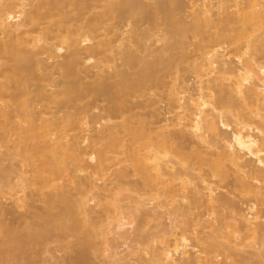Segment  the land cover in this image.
Returning <instances> with one entry per match:
<instances>
[{
  "label": "bare ground",
  "instance_id": "bare-ground-1",
  "mask_svg": "<svg viewBox=\"0 0 264 264\" xmlns=\"http://www.w3.org/2000/svg\"><path fill=\"white\" fill-rule=\"evenodd\" d=\"M35 1L0 0V129L4 128L7 133L2 142L4 146L13 143L10 159H21L19 171L15 172V184H6L8 170L0 166V184L5 186L0 188V201L7 198L16 208L29 209L41 199L39 196L45 192L43 189H57L56 179L67 172L68 161L74 166L72 179L69 178L80 183V179H75L78 172L89 169L93 172L90 174L101 173L104 177L106 175L102 173L107 174L110 167L107 163L120 161L119 155H123L144 188L147 186L152 191L162 189L166 197L169 195L170 200L161 205L157 202L154 206L161 209L171 203L169 206L173 209L168 216L175 219L171 218L170 227L162 230L164 239L158 243L161 246L155 247L156 239H153L152 245L144 251L143 248L142 251L135 249L136 252L132 250L125 257L115 252L112 258L126 264H233L236 259L242 263L251 259L249 255L248 258L239 256L236 246L247 243L248 237H254L261 246L264 244V224L261 222L264 211L259 208L264 207V0H188L187 3L186 0H149L154 1L151 4L147 3L148 0ZM125 14L138 16V21H149L148 25L157 21L164 24L168 32L155 43L168 39L173 42L174 49L181 51L188 46L189 33L200 39L197 51H194L196 54L191 56L192 63L190 61L195 76L191 83L181 81L179 90L177 87L170 91L167 98L169 111L168 108L166 110L168 117L159 127L132 119L119 124L109 123L120 111L132 109L125 95L138 93L148 84H157L160 81L157 72L164 70L162 65L170 64L172 60L164 48L150 52L151 59L137 58L133 43L138 49L142 47L149 51L145 43V48L141 43L152 32L140 31L138 25L130 31L107 27V22ZM138 21L136 19L135 22ZM210 30L217 31L210 34ZM106 53L112 55H107L110 57L107 61L101 57ZM60 56L63 61H58ZM118 60L122 64L138 65L133 81L113 64ZM84 70L91 73H85L92 79L89 84L82 82ZM127 81L130 82L126 84ZM88 94L103 98L106 105L76 104ZM149 104L136 105L143 109ZM61 109L74 112L61 115ZM89 109H102L104 114H91ZM229 115L234 117V121L229 119ZM257 118L258 125L253 128L252 123L257 124ZM220 125L229 130L230 140L222 137ZM254 131L259 133L256 135ZM12 138L16 140L13 142ZM189 138L193 139L194 145L207 150L202 148L200 151L199 148L191 152L187 149L189 145L185 144ZM188 158H193L191 160L196 161L194 164H199V167L205 165L209 168L208 178L201 177L203 188L198 184L194 186L196 183L193 184L192 179L195 177L184 172L186 168L176 169L181 161L187 165ZM89 161L95 163L90 164ZM229 168L236 174L234 186L249 200L250 207L245 212L241 211L242 214L228 217L230 221L226 220L228 223L225 221L222 225V218L215 210L234 204L227 195L216 194L220 190L219 185L211 183L209 178L225 179L230 174ZM127 175L128 172H123L115 179L122 181ZM31 184L39 186L36 194L28 192ZM57 190L59 192L47 195L46 211L36 214V221L28 228L29 236L45 241L59 233L61 238L72 235L77 239L83 238V243L88 244L96 234L94 227L97 225L86 194L85 200L81 197L76 199L68 189ZM156 194L151 193L145 200L140 199L141 195L137 199L132 198L133 204L127 207L135 213L148 214L144 209L154 199L157 201L158 198L152 196ZM184 201L189 202L188 206L182 203ZM115 203L113 207L120 212L122 206L117 200ZM201 206L207 207L209 214L214 211L212 215L216 220H203L207 214L201 215V219L196 217L194 225L200 226L201 231L198 230L196 235L199 237L194 239L186 233L189 228L186 230L182 224L179 225L178 220L193 215L192 208ZM54 208H58L59 213L52 216L49 210ZM103 211L105 220H115L110 218L114 211L111 212L109 205ZM156 213L153 215L158 216ZM123 219L116 218L119 222L117 229H125L123 231L128 234V229H133V221L131 218V222ZM215 222H219L218 227H214ZM89 225L94 232H83ZM210 227L215 229L208 231L209 236L205 237L204 230ZM9 233L10 237L4 241L10 255L8 264H30L33 243H27L24 238H13L15 230ZM121 233H117L119 237ZM170 237L174 238L172 245ZM220 237L227 243L221 244ZM78 264H86V261L81 259Z\"/></svg>",
  "mask_w": 264,
  "mask_h": 264
},
{
  "label": "rangeland",
  "instance_id": "rangeland-1",
  "mask_svg": "<svg viewBox=\"0 0 264 264\" xmlns=\"http://www.w3.org/2000/svg\"><path fill=\"white\" fill-rule=\"evenodd\" d=\"M37 1L38 0H36L34 3H37ZM146 1L147 0H145V2ZM187 1L188 0H186V3H187ZM153 2L154 1H150V2H149V0L147 1L148 4H151ZM189 2H188V4H189ZM101 3H103V2H101ZM181 11L182 12H180V13L183 14V10H181ZM184 12H188V11L185 10ZM73 14H75V13H72V15ZM179 17H180V15H179ZM136 19L138 21V16L134 17V15L125 14L121 18H116V19H113V20H110L109 22H107L108 23L107 27L111 28L112 26H114L117 29L123 30V28H124V30L128 31L129 29L132 30L133 27H135V25L136 26L138 25V27L140 28V31L145 30L146 32H149V34L152 32L153 34L151 33V35H147L149 37L144 39L145 41L143 40V42L141 43V45L142 44L144 45V43H145V45L147 47L144 45V48L145 47L148 48L149 51H147L146 49H143L142 47H141V49L140 48L138 49L137 44H135V43H133L134 45L132 44L133 45L132 47H133V50L135 52L136 57L139 58L140 60L141 59H151V55L149 54L150 52L151 53L152 52H156V50L158 51V49L162 50L164 48L163 49V50H165L164 52L166 54H168V55H171L172 56V60H171L170 64L165 63V64L162 65L165 68L164 70L161 69L162 71L160 70V71L157 72L156 75L160 79V81L158 82L159 84L158 83L157 84H151L150 86H148L149 85L148 84L146 88L139 90L138 93H136V91H135V93L131 92V93H128V95H125V97L128 99V101L131 102L130 105H131L132 109H126V111L128 110L127 112H125V110H124V111H120V113H118V111H117L116 114L118 113V115L117 116L115 115L114 116L115 118L113 117L112 119H110L111 121H109V123H111V124H119V123H122L125 120L132 119V121H134V122L154 123L155 127H159V126H161V124H164V122H163V120H165L164 118L168 117V114H167L168 112L167 111H169V108H168L169 107V102L167 101L168 100L167 98H169L170 91L176 90L177 87H178V90H179V86H181V83H182L181 81H183V83H184V81H188L189 83H191L192 78H194V76H195L194 72L191 69L190 61L192 63L191 56L193 57L194 54H196V53H194V51L195 52L197 51V47L199 45L200 39L197 38V37H195V38L192 37L191 36L192 34L190 35V33H189L187 35L188 42L186 43V45H188V46H185L184 50H181V51L180 50H176V49H174V47H172L173 42L169 41L168 39H167L168 41L167 40L166 41L162 40V41L158 42L159 44L154 42V41H156V39L163 38L164 35L166 36V33L168 31H167V28L165 27L164 24H162V23L157 21L158 24L156 22H154L153 23L154 25H148L149 21H145L142 18H139V19H142V20H139L137 22L138 23L137 24L135 22ZM121 20L123 22H121ZM168 30H170V29H168ZM157 31H159V32H157ZM216 31L217 30H215V31L213 30V31L210 32V34L211 33H215ZM190 36H191V38H190ZM196 38H197V40H196ZM176 39H178V37ZM107 55H110V54L106 53L105 56L102 55L101 57L102 58L104 57L103 59H105L107 61V59H109L112 56V55H110V57H109ZM40 57H42V59L45 58V56L44 57L40 56ZM57 59H58V61H60V60L63 61L62 60L63 57L61 58V56L58 57ZM111 64H110V66H113V64H115V65H117V67H119L118 69H121L126 74H128V78H129V80L131 79V81H133L134 80L133 78L136 77V73H137V70H138L137 68H139L138 65H135V63L127 65V64H122V62L120 60H118L116 63H113L112 65ZM83 69H84V67H83ZM85 73H88L89 75L91 74L89 72H86V70H84L82 75H81V76H83V78L81 76L80 77H81L82 82L84 84L85 83L89 84L92 79H90L89 76H85ZM54 77L56 78L57 81H59V77L56 74L54 75ZM128 78H127V80H128ZM129 82L127 81L126 84H128ZM48 90L52 91L49 88H48ZM86 96H83V98L80 100L81 102L77 101L76 104L81 103L79 105H82V104L84 105V104H89L90 103V104H93L94 106L97 105L98 107H104L106 105V104L105 105L103 104L104 103L103 100H102L103 98L101 99V97H96V96H93V95L91 97L90 94H88ZM68 103L69 102H67V104ZM139 103H144V104L145 103H150L149 104L150 106H151V103H154V104H152V107H150V108H148L149 107V105H148L147 107L146 106L143 107V109L142 108L139 109L140 107L137 108L138 105H136V104H139ZM167 108H168V110H167ZM68 111L74 112V110H72V109H68V110L67 109H61V115H62V113L68 112ZM89 112L91 114H97V113L104 114L102 109H89ZM228 117H229L230 120L232 118L234 119V117L231 116V115H229ZM257 119L256 120L254 119L255 122L259 121V119L258 120ZM233 121L231 122V127H233V129H234L235 128V126H234L235 124H233L234 123ZM2 122H4V120H2ZM84 123L85 122H83V124ZM252 125H253V128H254V127H256L258 125V122H257V124L256 123H252ZM254 125H256V126H254ZM98 129H100V128H98ZM219 129H220V132L223 133L222 134L223 138H226L227 140L231 139V133L229 132V130L222 128L221 125H220ZM256 131H254V133ZM70 132H72V131H70ZM72 133H76V132H72ZM257 133H259V132H256L255 134L257 135ZM6 135H7L6 130L4 128H1L0 129V166L2 168H4V170H8V171L11 170V172L10 171L6 172L8 174V175L6 174L8 176V177H6L7 180L5 179L7 181L6 184L7 183L15 184V183H17V180H16L17 174L16 173H18V171H19V169H18L19 166L18 165H21V163H20L21 159L19 157H16L14 160L10 159L9 152H11L10 148L13 146V143L9 142L8 146H4V144L2 142H3V139H4V137ZM189 139H188L189 142L186 141L185 144L187 143V146L189 145L188 146L189 148H187V149H190L191 152L192 151L195 152V150L199 149V148H200V151H202L201 150L202 148L204 150L206 149V147L205 148L204 147L201 148L199 146H196V144L194 145V143L191 142V141H193V139H190V140ZM15 140H16V138H12L11 139V141H13V142ZM188 143H190V144H188ZM190 150L189 151L187 150V152L190 153ZM197 151H199V150H197ZM119 157H120V161L121 162L119 160H114L115 162H113V163H110V162L107 163L108 167L109 166L110 167H109V169L106 168V169H108L107 174L102 173V175L103 174L106 175L104 177H102L100 175L101 173L99 174L100 177H99L98 174H90L92 171L90 172L89 169H87V170H85L83 172H78L77 173L78 175H76L77 178H75V179H80V183L81 184L77 180H75V182L73 181L74 182L73 183L72 180H71L72 179L71 175L74 174L73 173L74 166L72 165V163L70 161H68L67 164H66L67 168H68L67 172L70 173V174H68L66 172L64 175L60 176V177H62V178H60L61 180L59 178H57L58 180L56 179L57 185L60 186V187L57 186V189H60V191H61V189H62V191H65V190L68 189L70 191V192L69 191L68 192L71 193L72 196L76 197V199L77 198L79 199L80 197H81L80 199H84V200H85V198H88L89 201L91 199L90 202L87 200L88 201L87 203L93 210L92 214L94 216L92 215V217L95 219L94 222L97 225V226H95V227L93 226V227L96 228L95 231L96 230L97 231H96V234L94 235V237H91L89 239V243L88 244L83 243V238L77 239L76 237H74L72 235L71 236L70 235L66 236L67 239H66V237L61 238L59 233L58 234H53L52 237L48 238L45 241H42V239H37V238H33V237L29 236V234H28L29 225L36 221V219H35L36 214H41V213H44L46 211V207H47V204H46L47 198L46 197L51 192H56V191L59 192V190H57L56 188L53 189V188L48 187V188L43 189V191H45V192L42 191L43 194H40L41 197L39 196V198H41L40 199L41 201L39 199L36 200L35 201L36 204L34 202L33 207H31L29 209H24V207L16 208L14 205H12L11 202H9V200H7V198L6 199L5 198L1 199L3 201H0V264H8L7 261L10 259V255L6 252L8 247L4 244V241H5V238L10 237V233L9 232L13 231V230H15V233H16L15 235L12 236L13 238H24L27 243H33L34 247H33L32 251L30 252V254H31V263L30 264H78L81 259L83 261H86V264H122V263L126 264V263L121 262V261H116V259H114V257L112 258V256L115 254V252H116V254H118V252H119L120 257L121 256L125 257L127 255V253L130 254L132 250H134L136 252L135 249H138L137 251H139V250H141L143 248V251H144V250H146L145 248H147V247L149 248L152 245L153 239H156V243L154 245L155 247L161 246V244H158V243H159L160 240L162 241L164 239V235L162 234V230L164 228L167 229V227L169 228L170 227L169 225H171V220H173L175 218L173 216H168L169 215L168 212L171 211L170 209H173L172 208L173 206L172 207H171V205L169 206V204H171V203L168 202L169 203V204L167 203L168 206L165 205L161 209L158 208V205L155 207L154 204H156L157 202L158 203L160 202L159 205H161V203H165L166 200L169 199V195H168V197H166V194L161 192L162 189H159V190H156V191H154V190L152 191L147 186H145V188H144V185L141 183L140 178L138 177V175H134L132 173L133 171L131 170L128 161H125L123 159L124 158L123 155H119ZM248 158L249 157H247V159ZM191 159L193 160V158L186 159L187 160L186 162L188 163V164L186 163L187 165H185V162L183 163V161H181L180 166H179V163L177 162L178 163L177 164L178 167H176V164H175V167H176L177 170H183V169L186 168L183 171L184 172L186 171V173L189 172L187 174H190V177L191 176L195 177V178L193 177L194 179H192L194 182L191 180L193 182V184L196 183V185H194V186H198L199 185L198 186L199 188H200V186H201V188H203L202 187L203 184L201 183V179H202L201 177L208 178L207 174L209 172V168L206 167L205 165L204 166L200 165V167H199V166H197L199 164H197V163L194 164L196 161H192ZM176 161L180 162V160H176ZM89 162H91L90 164H94L95 163V162H92V161H89ZM114 164H116V165H114ZM182 164L185 165L186 167L181 166ZM187 167H190L189 169L191 171ZM180 168H182V169H180ZM22 169H23V167H22ZM123 172H128V175L126 177H124L125 179L122 178V181L121 180L116 181L115 176L120 174V173H123ZM229 172H230L229 176L226 177L225 179H222V180L220 178H218V177H210L209 178L211 183H215V185H219V189L220 190H218L219 192L217 191L218 193H216V194L227 195V197L230 200H232V202L234 204L233 205L234 207L233 206H231V207L230 206H227V207L225 206L227 208L226 209L223 206L222 208L219 207V208H217L215 210L220 215V218H222V220H221L222 222H220L221 224L225 223L226 220L230 221L228 219H230V217H232L233 215L242 214V213H240L241 211L245 212L248 209V206L250 207L249 200L246 199V197H244V195L240 194V191H238V189L234 186L235 175H236L234 169H230ZM198 176L200 178H197ZM88 183H90V184H88ZM3 185L4 184H0V188L4 189L5 186H3ZM106 185H108V186H106ZM87 186L88 187L92 186L94 188H88ZM141 187H143L147 193ZM37 189H39L38 185L31 184V187H29V191L28 192L30 194H32V193L36 194ZM105 190H107V191H105ZM141 190H142L143 193L141 192ZM157 191H159L160 193L157 192ZM156 192H157V194H156ZM100 193H101V195H100ZM151 193L156 194V195H152V196H155L158 199H157V201L154 199V202L149 204V207L146 206L144 211L148 212V214H149L152 210L156 211L155 209L158 208L157 211L160 210V212L159 213H156L157 211L155 212L158 216H156V215L154 216L153 214H155V213H153V212H152V214L150 213L149 215L147 213H145V214H143V213H135L134 210H132V209L127 207V205L129 206L130 203L133 204V202H131L133 200L132 198L137 199V197L138 196L140 197V195H141L140 199H142V200L144 199L145 200V199H148L149 196H151ZM77 194H78V196H77ZM144 194H146V195H144ZM112 196H113V198H112ZM7 197L9 198V195ZM93 198H94V200H92ZM115 200H117V202L119 203V206L120 205L122 206V210L120 209V212L115 210V208L113 207V203L116 204ZM93 201H95V202H93ZM8 202H9V204H8ZM182 203H184L185 206H188V204H189V202H186V201H184ZM186 203H187V205H186ZM10 205H12V206H10ZM105 205L106 206L109 205V208L111 209V212L114 211V213H112L113 217H110V218H113V219L115 218V220H114L115 222L112 221V220H105L104 219L103 216L106 213L104 214L103 209H104V207H106ZM235 206H237V207H235ZM147 208H149V209H147ZM259 208H261L260 210L264 211V207L263 206H259ZM207 209L208 208L205 207V206H201V208L198 207L196 209L192 208V210H191L192 213L191 214H193V215L185 217V218L184 217L183 218H181V217L179 218V220H178L179 223L178 224L179 225L182 224L181 226L185 227L186 230L189 228L187 230L188 232H186V233H188L187 235H189V236L191 234V238H192V236H193V238L195 236H196L195 238L199 237V235H196V234H198V232H199L198 230L201 231V228H199L200 226L196 227L194 225V221L193 220H195L196 217L198 218L200 216V218H198V219H201V215H206L207 214L208 216L207 215L204 216L203 220H207L208 219L207 221H209V222H210V220H213V221L216 220L215 219L216 217H214L215 215L214 214L212 215V213L214 211L213 212L210 211V214H211L210 215L209 213H207L209 211V210L207 211ZM96 210H98V211H96ZM49 211H50V214L52 216H55V215H57L59 213V209L58 208H54V209L49 210ZM237 211H238V213H237ZM9 212H11V213H9ZM142 212H143V210H142ZM262 213H264V212H262ZM221 215L223 217H221ZM210 216H212V217H210ZM262 216L264 217V215H262ZM122 217H124V219L126 218L128 222H131L130 218L133 221V223H132V225H133L132 228L133 229L131 230V229L126 228V229L129 230L128 234L126 232H124L125 229H123L124 231L123 230L119 231V229H117L119 222H116L117 221L116 218L117 219L118 218L119 219H123ZM157 217L159 219H157ZM160 218H161V220H160ZM106 219H108V218H106ZM223 219H224V221H223ZM123 220H120V221L123 222ZM127 221L125 220L124 222H127ZM94 222L92 223V225H95ZM110 222H111V224H108ZM183 222H184V224H183ZM261 222H263V224H264V218L261 220ZM188 223H190V224L193 223V224L190 225ZM218 224H219V222H217V223L215 222L214 225H216V226H214V227H218L219 226ZM106 225H107V227H106ZM222 225H224V224H222ZM214 227H210L209 229H206L207 231L204 230L206 232L205 233L206 234L205 237L209 236V234L207 232L208 231L210 232V230L212 228L214 230L215 229ZM202 228H203V226H202ZM195 229H197V230H195ZM93 230L94 229H92V227H90V225H89V226H87V227H85L83 229V232H91V233H93L94 232ZM103 232H105V233H103ZM191 232L193 234H195V235H193ZM117 233L118 234L121 233L120 237L123 235V233H124V235L120 238ZM160 233H161V235H160ZM218 238H217V240H218ZM224 239L225 238H222V240H223L222 241L221 237H220L219 242L221 244H222V242L224 244H226L227 242H225ZM169 240H172L171 242L169 241L170 244L172 245L174 243L173 242L174 238L171 239V237H170ZM246 241H247V243H244V245H240L239 244V246H241V247L236 246L238 248V251H239L240 254L238 252L237 253H238L239 256L240 255H242L243 257L247 256V258H248V255H249V257H252L253 259L249 258L248 260H245L247 263L246 262L242 263L241 261H239V260L237 261V259H236V260H234L233 264H264V256H263V254H264L263 253L264 244L262 245L263 247L261 246V244L259 245V242L256 241V239L254 237L253 238L252 237H248L246 239ZM255 242H256L257 245L255 244ZM230 245H234V244H230ZM254 245H255V247H252ZM141 251L138 252L137 254H140ZM252 253H253V255L250 256V254H252ZM219 260H221V259H219ZM130 264H134V262L133 263L131 262ZM231 264H232V262H231Z\"/></svg>",
  "mask_w": 264,
  "mask_h": 264
}]
</instances>
